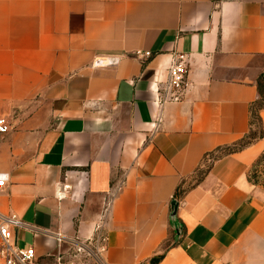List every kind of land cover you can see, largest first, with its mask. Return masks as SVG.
I'll list each match as a JSON object with an SVG mask.
<instances>
[{"label": "crops", "instance_id": "obj_1", "mask_svg": "<svg viewBox=\"0 0 264 264\" xmlns=\"http://www.w3.org/2000/svg\"><path fill=\"white\" fill-rule=\"evenodd\" d=\"M176 52L189 85L164 101ZM263 71L264 0H0V212L25 223L18 245L41 264H264V135L203 167L249 132Z\"/></svg>", "mask_w": 264, "mask_h": 264}, {"label": "built area", "instance_id": "obj_2", "mask_svg": "<svg viewBox=\"0 0 264 264\" xmlns=\"http://www.w3.org/2000/svg\"><path fill=\"white\" fill-rule=\"evenodd\" d=\"M139 56H150V52L137 51ZM112 63V62H110ZM108 63V64H110ZM97 65H101L97 61ZM188 55L184 52H176L173 56L171 65L168 68V80L163 91L164 101H180L185 95L189 81H188ZM160 91V89H159ZM11 126L6 117L0 118V133L10 131ZM214 156L207 155L203 163L204 168H208L213 163ZM7 182V176L0 174V190L3 189ZM25 223L16 214L3 215L0 212V264H41L38 260L35 247H21L18 245L16 232L19 228H24ZM57 240L60 243L65 242L62 233L57 234ZM74 248L73 257L79 254L95 255L104 250L97 249L96 253L85 242L79 240L67 241ZM51 264H78L74 258H65L62 255L57 256L54 263Z\"/></svg>", "mask_w": 264, "mask_h": 264}, {"label": "trees", "instance_id": "obj_3", "mask_svg": "<svg viewBox=\"0 0 264 264\" xmlns=\"http://www.w3.org/2000/svg\"><path fill=\"white\" fill-rule=\"evenodd\" d=\"M257 87L259 91V96L250 106V130L249 132L243 138H241L239 141L235 142L234 144L223 147V148H219L215 152L207 154V155L214 156L213 160H216L222 154L226 155V154H231V153L243 150L244 148L250 146L255 141L263 137L264 130H263L261 112L264 110V71L258 77ZM215 153L217 154L215 155ZM211 165L212 163L209 165V167ZM161 258H162V255H158L156 257H153L145 261L143 264H158Z\"/></svg>", "mask_w": 264, "mask_h": 264}, {"label": "water", "instance_id": "obj_4", "mask_svg": "<svg viewBox=\"0 0 264 264\" xmlns=\"http://www.w3.org/2000/svg\"><path fill=\"white\" fill-rule=\"evenodd\" d=\"M177 208H178V202L174 201L173 207H172V212H171V221H172V227H173V229L177 235V238H178L181 234V226H180V224L176 218Z\"/></svg>", "mask_w": 264, "mask_h": 264}]
</instances>
